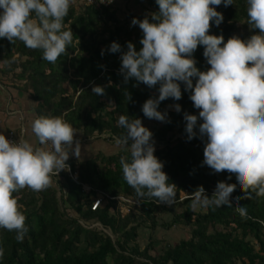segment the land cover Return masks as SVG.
I'll return each instance as SVG.
<instances>
[{"label":"trees","instance_id":"16d2710c","mask_svg":"<svg viewBox=\"0 0 264 264\" xmlns=\"http://www.w3.org/2000/svg\"><path fill=\"white\" fill-rule=\"evenodd\" d=\"M146 4L149 13L158 11L155 0H146ZM216 10L223 14L224 20L218 27L213 22L209 34H222L226 42L233 35L247 39L259 32L246 23V0H234L228 7L221 4ZM117 12L115 6L97 9L74 1L64 22L65 29L73 32V42L54 64L42 58V50L29 49L19 40L12 44L0 38V66L5 65L1 74L22 83L20 88L35 103L37 117L63 116L84 140L98 138L107 131L115 138L122 135L124 129L117 126L120 115L139 117L145 126L148 118L143 116L142 104L158 95V85L149 89L142 83L133 87L134 80L123 83L119 53L106 51L101 56V49L113 41L122 48L128 41L137 50L142 47L139 43L142 31L130 26L129 20H120ZM203 51V46H198L194 58L196 66L206 71L210 65ZM13 58L11 66L4 63ZM93 85L105 87L106 95H94ZM183 88L181 84V100L169 98L159 106L160 111H168L171 123L149 128L153 139L161 145L155 148L154 154L164 162L163 171L169 182L177 186L176 200L171 207L158 204L154 198H137L135 190L124 180L119 162L122 155H130L127 151L110 156L99 152L77 162L69 159L76 181L62 171L67 187L65 199L59 197L53 186L42 192L25 188L14 193L23 205L29 232L19 243L14 232L0 229V244L5 249L0 264H264V225L254 219H242L233 208L197 212L190 207L189 195L198 186L202 185L211 196L216 183L227 180L229 174H212L210 168L201 166L206 138L187 141L183 113L198 115L199 110L193 107L190 93ZM125 90L131 93L130 101L124 96ZM176 103L181 105L180 113L170 107ZM176 132L181 137L173 139L171 136ZM227 182L236 183L235 176ZM83 186L91 190L86 192ZM102 194L106 196L101 202L103 206L93 210L92 199ZM242 195L239 186L232 194L233 197ZM118 197L136 201L138 213L130 211L122 215ZM180 200L185 210L178 213L175 207ZM240 204L247 207L249 216L264 219V198L242 199ZM65 206L74 216L65 213ZM161 212L172 215L170 227L193 228L191 238L168 246L154 256L148 249L141 252L131 246L138 239L140 227L158 226L156 216ZM96 223L120 239L114 242L106 233L86 226Z\"/></svg>","mask_w":264,"mask_h":264},{"label":"clouds","instance_id":"9594fccd","mask_svg":"<svg viewBox=\"0 0 264 264\" xmlns=\"http://www.w3.org/2000/svg\"><path fill=\"white\" fill-rule=\"evenodd\" d=\"M74 0H0V38L10 43L19 40L32 50H42L50 63L67 53L73 32L65 29V18ZM158 11L143 19L133 18L130 26L142 31L139 43L128 41L126 47L113 41L105 52L120 54L119 73L123 83L130 80L158 85V95L149 97L141 107L149 120L171 123L168 111H160L161 102L182 99L189 92L198 115L183 113L187 141L205 140L203 161L212 174L227 172V180L218 181L211 196L198 186L189 195L190 207L211 209L233 208L244 220L264 219L249 216L242 199L264 198V0H246L247 24L258 29L247 39L233 35L209 34L212 24L224 20L216 10L234 4V0H155ZM203 46V56L210 67L201 71L194 53ZM12 60L4 61L11 66ZM103 67V66H101ZM92 93L106 95L105 87L92 86ZM128 101L131 93L124 91ZM177 113L181 105L170 106ZM117 126L124 129L115 144L130 155L120 157L123 178L135 190L138 199H155L171 207L177 186L163 171L164 162L155 153L152 131L139 117L120 115ZM32 133L38 145L28 140L12 141L0 132V229L15 233L22 243L29 232L23 205L14 193L25 188L42 192L53 184V175L70 170V155L81 157L77 129L63 116L40 115L33 120ZM235 176L236 183H228ZM239 186L242 196L232 194ZM5 249L0 244V260Z\"/></svg>","mask_w":264,"mask_h":264},{"label":"rangeland","instance_id":"374dc122","mask_svg":"<svg viewBox=\"0 0 264 264\" xmlns=\"http://www.w3.org/2000/svg\"><path fill=\"white\" fill-rule=\"evenodd\" d=\"M78 5L81 3L79 1H75ZM124 4L121 3L117 6L116 10L118 11V17L122 21H128L131 25L130 17L135 16L141 18L149 13L147 10V4L145 0H122ZM135 30L138 29V26H132ZM5 65L0 66V71H3ZM13 79V78H12ZM17 81L16 79H13ZM17 84L21 87L22 83L17 81ZM164 122H159L156 120H147L145 122V126L147 128H152L155 124L162 125ZM173 139L181 137L179 132H176L171 136ZM76 139H78L81 143V157L79 159L75 158L74 156L70 155L69 159H74L77 161H84L87 159L92 158L99 152L110 156L119 154L124 152L121 147L115 144V137L109 132L103 133L100 137H95L89 140H84L80 133H77ZM155 141V140H154ZM161 145L155 141V148H159ZM68 164V161L66 162ZM53 184L52 186L55 187L58 191L59 197H66L67 187L65 185L64 176H60L58 178L52 177ZM125 198V197H123ZM104 200L101 196L92 199V205L96 202V200ZM127 199V198H126ZM130 201V202H129ZM103 202V201H102ZM121 203V213L122 215L129 214L130 211H134L138 213L137 203L131 199H127L126 201H120ZM104 203L100 205L103 206ZM185 210V206L182 204V200H180L175 207V211L180 213ZM65 213L68 216H74V212L69 209L68 206H65ZM195 211H205V209H197ZM157 227L155 229H151L149 226H142L138 230V239L135 242H132L131 246L138 247L141 252L145 249H148L150 255L160 254L164 249H167L168 246H171L175 243H179L183 240H189L191 238L193 228L182 226V225H175L170 227L169 225L172 222V215L170 213L161 212L156 216ZM88 228H97L100 231L109 235L114 242H117L120 239L119 235H114L110 230L102 228V226L98 223L90 226L86 225Z\"/></svg>","mask_w":264,"mask_h":264},{"label":"crops","instance_id":"0c3cea01","mask_svg":"<svg viewBox=\"0 0 264 264\" xmlns=\"http://www.w3.org/2000/svg\"><path fill=\"white\" fill-rule=\"evenodd\" d=\"M121 1L115 0L116 8L120 3L124 4ZM34 109L35 103L21 90L17 81L0 72V132L5 135L14 132L21 139L38 145L31 129L33 120L37 118Z\"/></svg>","mask_w":264,"mask_h":264},{"label":"built area","instance_id":"2783aa9c","mask_svg":"<svg viewBox=\"0 0 264 264\" xmlns=\"http://www.w3.org/2000/svg\"><path fill=\"white\" fill-rule=\"evenodd\" d=\"M74 1H79L81 2V4L85 7H95L97 9H101V8H112L115 6V0H74ZM9 140H12V141H19V140H23L21 139L19 136H17L14 132H10L8 133L7 135H5ZM70 166V165H69ZM63 171H66L68 173V175L74 180L76 181V174L73 173L71 167H70V170H63ZM62 174V171L58 174V175H53V177H60ZM83 189L84 191L88 192L91 190L90 187L88 186H83ZM101 197L104 199V196L103 194L101 195ZM117 200L120 202V201H126L127 199L126 198H123V197H118ZM103 200H96V202L93 204V207L92 209H96L98 208L100 205H101V202ZM130 202V201H129ZM136 205H138V203H135Z\"/></svg>","mask_w":264,"mask_h":264}]
</instances>
